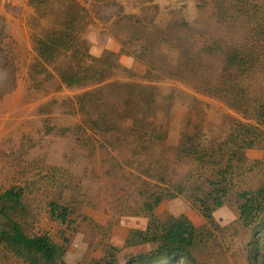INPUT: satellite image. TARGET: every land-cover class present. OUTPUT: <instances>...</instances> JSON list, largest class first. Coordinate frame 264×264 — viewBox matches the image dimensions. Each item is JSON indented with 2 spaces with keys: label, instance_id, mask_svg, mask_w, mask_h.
Segmentation results:
<instances>
[{
  "label": "rangeland",
  "instance_id": "obj_1",
  "mask_svg": "<svg viewBox=\"0 0 264 264\" xmlns=\"http://www.w3.org/2000/svg\"><path fill=\"white\" fill-rule=\"evenodd\" d=\"M66 12L79 14L81 39L109 69L101 81L67 87L58 70L68 55L37 64L34 35ZM263 24L264 0L2 1L0 193L24 188L22 230L65 246L62 264H124L153 248L126 242L147 226L144 202L182 184L184 193L164 199L156 216L184 214L203 228L195 250L202 264H250L237 193L264 182V123L255 115L264 103ZM235 49L244 64L230 67ZM239 124L263 138L231 158L230 192L209 225L189 195L209 188L216 167L181 142L217 152ZM222 146L221 166L229 158ZM50 201L66 205L72 223L51 219ZM0 264L25 263L0 246Z\"/></svg>",
  "mask_w": 264,
  "mask_h": 264
},
{
  "label": "trees",
  "instance_id": "obj_2",
  "mask_svg": "<svg viewBox=\"0 0 264 264\" xmlns=\"http://www.w3.org/2000/svg\"><path fill=\"white\" fill-rule=\"evenodd\" d=\"M29 4L37 7L42 0H28ZM79 14L63 13L60 25L44 29L34 35L33 42L37 52V64L55 65L61 58L68 55V64L58 70L62 83L67 87H74L90 82H98L104 78L109 69L102 64L101 58H94L86 48L78 31ZM264 36V24L261 26ZM106 57L115 59V53H108ZM244 56L237 49L227 54L226 63L230 67L244 64ZM257 119L264 123V103L256 108ZM237 132L217 146V150L224 151L222 144L228 150L229 158L222 166L225 154L219 155L212 150L208 153L204 149L187 148L181 142L184 153L190 155L201 164L216 167L214 178H208V189L201 186L189 195L192 205L197 207L209 225H216L213 211L222 206L230 192V176L227 173L233 168L232 157L240 158L245 149L254 147L263 132L259 128L239 124ZM230 153V154H229ZM219 163V164H218ZM217 165V166H216ZM212 167V168H213ZM177 192L151 193L144 202V210L148 215V223L143 230H133L129 233L127 244L153 243V248L129 258L124 264H202L195 255V250L203 228L195 226L186 215L171 216L165 220L159 219L154 213L155 208L166 198L182 194L185 187L179 184ZM239 197L238 217L236 222L250 229V240L247 253L250 264H264V182L255 190H243L237 193ZM24 188L11 186L0 193V246L21 259L25 264H62L66 247L55 242L47 233L29 236L21 227L18 218L25 213L23 203ZM50 217L62 223H72L69 219L70 209L66 205L50 201L48 203ZM110 258L105 264H113Z\"/></svg>",
  "mask_w": 264,
  "mask_h": 264
},
{
  "label": "crops",
  "instance_id": "obj_3",
  "mask_svg": "<svg viewBox=\"0 0 264 264\" xmlns=\"http://www.w3.org/2000/svg\"><path fill=\"white\" fill-rule=\"evenodd\" d=\"M2 1L4 2V1H6V0H0V4L2 3ZM16 1H18V0H16ZM23 1V0H22Z\"/></svg>",
  "mask_w": 264,
  "mask_h": 264
}]
</instances>
